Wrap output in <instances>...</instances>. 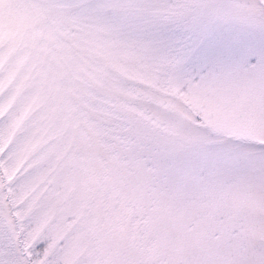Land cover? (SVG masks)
Wrapping results in <instances>:
<instances>
[{
	"label": "snow or ice",
	"instance_id": "6c2138e0",
	"mask_svg": "<svg viewBox=\"0 0 264 264\" xmlns=\"http://www.w3.org/2000/svg\"><path fill=\"white\" fill-rule=\"evenodd\" d=\"M0 264H264V0H0Z\"/></svg>",
	"mask_w": 264,
	"mask_h": 264
}]
</instances>
